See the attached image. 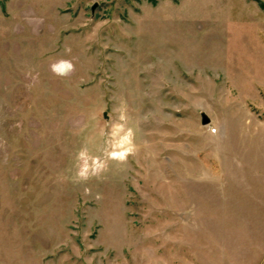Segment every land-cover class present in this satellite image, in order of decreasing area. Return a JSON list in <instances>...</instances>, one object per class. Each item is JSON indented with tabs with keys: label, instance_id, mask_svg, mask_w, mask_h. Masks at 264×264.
Masks as SVG:
<instances>
[{
	"label": "rangeland",
	"instance_id": "1",
	"mask_svg": "<svg viewBox=\"0 0 264 264\" xmlns=\"http://www.w3.org/2000/svg\"><path fill=\"white\" fill-rule=\"evenodd\" d=\"M0 264H264V0H0Z\"/></svg>",
	"mask_w": 264,
	"mask_h": 264
},
{
	"label": "water",
	"instance_id": "2",
	"mask_svg": "<svg viewBox=\"0 0 264 264\" xmlns=\"http://www.w3.org/2000/svg\"><path fill=\"white\" fill-rule=\"evenodd\" d=\"M94 8H95V5L92 7V9ZM202 122L203 124H207L209 122V118L205 113L202 114Z\"/></svg>",
	"mask_w": 264,
	"mask_h": 264
}]
</instances>
